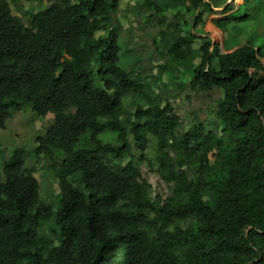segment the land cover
Here are the masks:
<instances>
[{"label":"trees","instance_id":"16d2710c","mask_svg":"<svg viewBox=\"0 0 264 264\" xmlns=\"http://www.w3.org/2000/svg\"><path fill=\"white\" fill-rule=\"evenodd\" d=\"M204 1L139 0L165 26L151 53L120 31L124 0H48L23 17L0 0V129L26 107L54 116L36 163L22 147L0 171V264H264V45L222 54L196 32ZM157 69L173 89L221 91L214 120L185 130L155 96Z\"/></svg>","mask_w":264,"mask_h":264},{"label":"rangeland","instance_id":"374dc122","mask_svg":"<svg viewBox=\"0 0 264 264\" xmlns=\"http://www.w3.org/2000/svg\"><path fill=\"white\" fill-rule=\"evenodd\" d=\"M124 1L125 5L121 7V10L117 15L118 20L122 24L120 31L123 33L124 36L127 37L129 42L136 44L137 48L140 49V47L138 46L145 44L148 45L145 50L147 52L152 53V51L155 49L154 40L158 37L159 32L163 30L165 26L159 25V18L151 20L150 18L144 17L139 14L134 9L135 6H138L139 0ZM28 2L31 1L23 0L22 2L26 5L27 11L32 7L37 10V5L48 4V0H34L31 3ZM177 4L179 5V2ZM27 11H25L24 9L20 10L19 13L21 17H23L24 14L27 13ZM258 11L256 12V15L258 16L260 14L261 16L259 20L262 21V13L264 12V7H259ZM242 12L244 13V11H241V13ZM173 18L174 17L172 16V14L168 15V19ZM193 18V15L185 13L183 15L182 20H188L192 22ZM24 21L26 22V19H24ZM261 21L255 23L250 22L247 26V30H240L234 24L231 25L228 28L231 37L236 38L241 35L245 38V41L248 42L249 45H251V42L257 46L264 45V35H260L257 29V26L261 25ZM199 43L200 40L197 41L196 46H198ZM124 50L125 49L123 48L121 58V66L123 67H125L126 62L133 61L130 58H124L127 54ZM222 50L223 48H221V52ZM167 58V56L161 58L156 53H153L151 55V61L154 64H162L163 62L167 61ZM197 62H199V60H197L195 63ZM144 64L146 68L151 66L150 60L147 59ZM152 80L153 82L157 83V86L154 87L155 96L158 94H160L162 97L167 96L170 103L175 106L177 113L181 116L183 121V127L185 130H189L192 128L193 124H195V117H197L198 120L203 122L214 120L216 103L219 99L223 97L221 91L215 90L208 94H203L201 92L196 93L192 92L182 82L178 84L175 89H173V87L169 83L167 76L161 78V72L159 71V69L153 72ZM158 87H162L163 91H160V88ZM53 118L54 116L50 114L46 119H39L30 107H26L20 112H14L13 117L8 121L6 128L0 129V171L3 170L4 162L10 158L12 153L16 149L22 147L29 152L27 166H29L30 163L31 165L35 164L36 158L33 154L34 149L37 147L35 140L38 136L43 135L45 133L47 126L53 121ZM49 121L51 122L49 123ZM135 154L138 158L143 155V153L140 151H135ZM139 167L140 170L145 174V176L149 177L150 182L153 184L155 189L162 190L164 193H166V185L159 181L156 174L149 172V167L146 161H139ZM38 169L42 172L38 171L36 176L39 180H41L45 192L47 191V194L51 191L55 192L57 190V185L54 184V182H50V178H48L50 181H48L47 178H44V176H47V172L43 168L39 167ZM56 208L57 205L55 204V211ZM50 223L51 225H44V228L48 229V232L46 229V235L54 234L53 232L56 230V225H54V221L51 220Z\"/></svg>","mask_w":264,"mask_h":264},{"label":"crops","instance_id":"0c3cea01","mask_svg":"<svg viewBox=\"0 0 264 264\" xmlns=\"http://www.w3.org/2000/svg\"><path fill=\"white\" fill-rule=\"evenodd\" d=\"M27 1L33 2L34 0ZM22 2L23 0H11L12 9L20 17V10L27 11L26 5ZM178 2L180 6L183 4L189 6L192 0H177ZM204 2L210 5V9L205 6L196 13V17H200V25L196 30L198 34L209 37L213 45H218L220 49L223 48L222 54H230L249 44L241 35L232 38L228 28L234 24L240 30H247L250 22L261 21L259 20L261 15L257 16L256 12L259 7H264V0H205ZM46 6L47 4L37 5V10L44 9ZM241 11H244V13H241ZM257 29L260 35H264V12L262 13L261 25H258ZM251 46L263 47V45H254L252 42ZM261 61L264 66V58Z\"/></svg>","mask_w":264,"mask_h":264}]
</instances>
